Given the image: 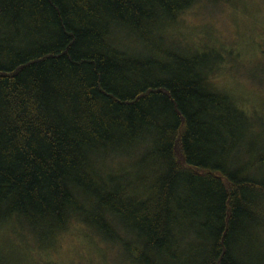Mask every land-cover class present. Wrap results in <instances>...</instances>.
Returning <instances> with one entry per match:
<instances>
[{
	"label": "trees",
	"instance_id": "16d2710c",
	"mask_svg": "<svg viewBox=\"0 0 264 264\" xmlns=\"http://www.w3.org/2000/svg\"><path fill=\"white\" fill-rule=\"evenodd\" d=\"M233 1L0 0V224L112 264H264V118L173 31Z\"/></svg>",
	"mask_w": 264,
	"mask_h": 264
},
{
	"label": "rangeland",
	"instance_id": "374dc122",
	"mask_svg": "<svg viewBox=\"0 0 264 264\" xmlns=\"http://www.w3.org/2000/svg\"><path fill=\"white\" fill-rule=\"evenodd\" d=\"M233 2L195 6L173 31L198 48L217 49L223 60L212 75L214 85L232 95L250 116L264 118V0ZM84 233L73 228L41 250L26 229L2 223L0 250L15 264H112L106 248Z\"/></svg>",
	"mask_w": 264,
	"mask_h": 264
}]
</instances>
